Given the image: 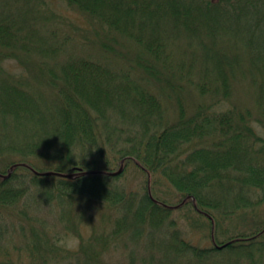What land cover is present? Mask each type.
Segmentation results:
<instances>
[{"label":"trees","instance_id":"trees-1","mask_svg":"<svg viewBox=\"0 0 264 264\" xmlns=\"http://www.w3.org/2000/svg\"><path fill=\"white\" fill-rule=\"evenodd\" d=\"M62 1L0 0V264H264V0Z\"/></svg>","mask_w":264,"mask_h":264},{"label":"rangeland","instance_id":"rangeland-1","mask_svg":"<svg viewBox=\"0 0 264 264\" xmlns=\"http://www.w3.org/2000/svg\"><path fill=\"white\" fill-rule=\"evenodd\" d=\"M52 1V6L53 7H56L57 9H60L61 11H63L64 13L66 14H70L71 15V12L70 10H67V8L65 7V4L63 3L62 0H51ZM8 67H10L12 70L14 71H21V67L14 61H11V60H7L6 63H5ZM141 182V179L139 177H136V176H132V175H129L127 177V183L131 186H137V184H139ZM97 206V205H95ZM91 214H94L96 215L98 218H100V214H99V210L95 209V208H92L90 210ZM240 223V222H238ZM238 223H235V224H238ZM234 224V225H235ZM185 225L187 226L188 225V222L186 221L185 222ZM232 225V223H231ZM233 226V225H232ZM233 228V227H232ZM239 228V227H238ZM186 230H190L191 228H185ZM193 233L189 234V236L193 239L194 242H199L200 244L202 245H211L212 244V241L209 239V237H206V236H202L203 234L200 233L199 230H196V231H192ZM206 235V234H205ZM68 241V244L70 242H76V240L74 238H71V236L69 237V239H67ZM260 258V253H256V256H255V259L258 260Z\"/></svg>","mask_w":264,"mask_h":264},{"label":"water","instance_id":"water-1","mask_svg":"<svg viewBox=\"0 0 264 264\" xmlns=\"http://www.w3.org/2000/svg\"><path fill=\"white\" fill-rule=\"evenodd\" d=\"M11 170H12V167L10 168V171ZM120 171H121V168L119 170L113 172V173L116 174V173H119ZM43 173H45V174H51V173H55V172L54 171H46V172H43ZM9 174H10V172L7 175H9Z\"/></svg>","mask_w":264,"mask_h":264}]
</instances>
